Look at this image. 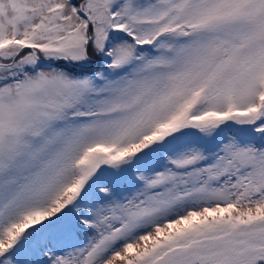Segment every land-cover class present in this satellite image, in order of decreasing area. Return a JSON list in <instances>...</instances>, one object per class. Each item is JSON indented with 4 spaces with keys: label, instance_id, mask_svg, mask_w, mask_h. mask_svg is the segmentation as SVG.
<instances>
[{
    "label": "snow or ice",
    "instance_id": "obj_1",
    "mask_svg": "<svg viewBox=\"0 0 264 264\" xmlns=\"http://www.w3.org/2000/svg\"><path fill=\"white\" fill-rule=\"evenodd\" d=\"M0 264H264V0H0Z\"/></svg>",
    "mask_w": 264,
    "mask_h": 264
}]
</instances>
